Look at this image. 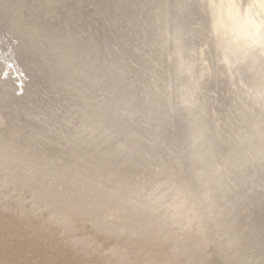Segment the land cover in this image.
<instances>
[{
	"label": "water",
	"instance_id": "obj_1",
	"mask_svg": "<svg viewBox=\"0 0 264 264\" xmlns=\"http://www.w3.org/2000/svg\"><path fill=\"white\" fill-rule=\"evenodd\" d=\"M69 1L0 0V143L59 159L84 187L94 174L184 176L197 195L208 187L226 200L245 249L264 256V148L245 156L225 107L213 115L207 104L159 100L154 111L165 110L154 118L136 94L157 61L149 47L163 0H80L76 9Z\"/></svg>",
	"mask_w": 264,
	"mask_h": 264
},
{
	"label": "rangeland",
	"instance_id": "obj_2",
	"mask_svg": "<svg viewBox=\"0 0 264 264\" xmlns=\"http://www.w3.org/2000/svg\"><path fill=\"white\" fill-rule=\"evenodd\" d=\"M67 1L69 0H56L59 3ZM79 1L70 0L69 5L73 7L72 9H76ZM253 2L254 0H163L162 6L155 17V34L153 43L149 47L157 54V61L151 68L144 70L142 81L136 85L135 89L136 94L140 97V102H143L146 107V111H144L146 116L163 117L165 109H161L158 113L154 111V104L159 100H164L167 103L166 101L169 99L168 104L170 106L172 103L177 106L192 105L194 111L198 107L207 104L210 113L213 115H215L218 108L225 107L226 113L234 121L232 127L229 125V128L236 139V144L245 151V156L247 158L251 157L256 150L264 148L262 141H259L258 144L255 143L256 137L260 136L264 139V13L259 12L258 5ZM49 15L51 16L52 13L50 12ZM84 21H86V18ZM91 23L92 18L87 17L85 25L81 28L82 33L87 35L90 32ZM95 33L100 36L99 42H103L102 35L98 31H95ZM133 64L136 68L140 65L137 62ZM224 100L228 101L229 104L223 105L222 101ZM218 125L219 127L221 125L225 126V128L228 126L225 121H218ZM0 163V182H2V184L0 183V191L4 189L0 192V207L2 206L5 211L3 214V210L0 208V218H2L1 216L7 217L4 220L7 219L8 225L13 223L10 224L11 228L16 226L14 229L8 226L12 234H10L8 228L5 232L0 233V237L9 238V241L5 239L1 241L0 238V244H6L4 247L2 245L0 254L4 253V248H6L5 252L13 248L8 251L9 255L4 253L6 256H0V264H7L8 261L5 263V259L10 260L9 264H45L51 255L52 258L50 257L48 260V263L52 260L51 264H64L65 260L66 264H89L90 261V264H123L122 262L128 264L129 261H132L129 264H264V256L245 249L241 229L232 221L226 200L222 199L219 194H211L208 187L204 188L200 195H197L184 176L175 179L155 176L149 179L142 178L135 182H123L122 179L106 178L105 175L94 174L95 183L93 187H84L76 182L70 174L66 175L59 159L46 161L43 157L28 155L24 151L17 154L12 147L5 145V143H0ZM34 168L38 169L37 172ZM12 174H14V178L11 176ZM23 174H26L25 177ZM75 174L82 177L84 171L78 170ZM2 178L5 179L4 183L1 180ZM12 179L15 180V183ZM16 183H19L20 186ZM32 185L34 186L32 187ZM4 186H7V191ZM8 187L11 188V191ZM54 190L56 194L53 193ZM12 191H17L20 195L17 192L12 194ZM5 192L6 194L2 197ZM158 194H162L160 198ZM163 197L167 198V201ZM169 198L171 205L169 204ZM1 201H4L3 204ZM12 202L15 205H12ZM104 203L106 204L103 207ZM212 203L213 207H211ZM9 204L11 208L5 210ZM75 206L79 211H75ZM207 207L208 209H206ZM6 211L9 216L7 214L5 216ZM12 211L15 213L17 211L18 218ZM84 212L87 217H85ZM10 213L15 214V216ZM201 215L203 216L200 217ZM20 217L21 219H19ZM12 218L15 219L16 223L12 222L14 220ZM75 218H78L77 221ZM9 219L11 222L8 221ZM85 219L88 220V226H85ZM20 220H22L21 223ZM72 220L76 224L72 223ZM0 221H3V218ZM77 224L78 227L74 228ZM18 227L23 228V232L22 229H19L21 232L16 231ZM72 228L73 230H71ZM78 228L84 234H76L80 231L75 230H78ZM83 229L87 232H93L89 235ZM13 230H15L14 233H19V237L22 233L19 241L23 240L24 230L28 231L27 234L29 235V237L27 234L25 235L24 238L27 240L25 243V239L23 242L21 241L22 243H18L15 252L12 244L15 240L14 245H16L19 242H16L19 237L14 235ZM0 232H2L1 225ZM93 233L95 234L93 235ZM6 235L8 237H5ZM10 235H12V238H10ZM92 236H95V239L97 237L100 239L99 246H97L99 240L95 241ZM12 239L13 241L10 242ZM173 239L175 240L173 241ZM81 240L83 241L82 244H80ZM38 242H40V247L36 246ZM7 243L8 245L12 243L9 249H7ZM44 243L47 252L43 249L44 245L42 244ZM90 244L99 248L94 247L91 251L92 246ZM37 248L39 255L35 251ZM102 249H106V251L104 250V253H101ZM1 250L3 253H1ZM18 250L22 252H19V255L23 254L25 260L20 259L22 255L19 258ZM121 250L125 254L121 253ZM24 251L26 252L25 255ZM12 252H14V255ZM99 252L103 256L105 252L108 253L105 257L100 255L99 258ZM10 254L11 256L18 255V259H15L16 257L7 259V255L10 256ZM36 256L40 260H45V262H39ZM73 256L74 258H72ZM114 256L117 258L116 262ZM179 257H181L180 260ZM182 259L188 260L186 262ZM12 260L13 262H11ZM17 260H22V262L19 261V263ZM138 260L140 261L137 262ZM164 260L169 262L166 263Z\"/></svg>",
	"mask_w": 264,
	"mask_h": 264
},
{
	"label": "bare ground",
	"instance_id": "obj_3",
	"mask_svg": "<svg viewBox=\"0 0 264 264\" xmlns=\"http://www.w3.org/2000/svg\"><path fill=\"white\" fill-rule=\"evenodd\" d=\"M254 2H255L256 5H258V11L261 12V13H264V0H254ZM254 2H253V3H254ZM263 19H264V17H263ZM254 26H255V25L253 24V27H254ZM251 31H252V30H251ZM0 116H1V114H0ZM1 117H2V116H1ZM1 117H0V120L2 119ZM1 127H3L2 121H0V129H1ZM35 139H36V138H35ZM8 145L11 146V142H10V141H9ZM12 149H14V151L17 152V154H19L20 151H21V149L19 148L18 145L12 147ZM49 151L52 152L53 149H50ZM18 156H19V155H18ZM26 156H27V155H26ZM0 164H1V163H0ZM7 165H8V164H7ZM11 165H12V164H11ZM16 165H17V164H16ZM12 166H13V165H12ZM4 167H5V166H4ZM13 167H14V166H13ZM5 168H7V167H5ZM11 168H12V167H11ZM19 168H20V167H19ZM34 169H36V168H34ZM0 170H1V169H0ZM7 170H8V169H7ZM37 170H38V169H36V172H37ZM5 171H6V170H5ZM1 172H2V171H1ZM8 172H9V171H8ZM11 172H12V171H11ZM30 172H31V171H30ZM34 172H35V171H34ZM6 173H7V172H6ZM13 173H14V172H13ZM22 173H23V172H22ZM50 173H51V172H50ZM3 174H4V173H3ZM10 174H11V173H10ZM19 174H20V173H19ZM7 175H8V174H7ZM7 175H6V176H7ZM13 175H14V174H12L11 176L14 178ZM23 175H24V177H25L26 174H23ZM28 175H29V174H28ZM3 176H5V175H3ZM6 176H5V177H6ZM19 176H20V175H19ZM19 176H18V177H19ZM32 176H33V175H32ZM5 177H4V178H5ZM47 177H49V176L47 175ZM56 177H57V176H56ZM4 178L1 179V180L3 181V183H4V180H5ZM39 178H40V177H39ZM45 178H46V177H45ZM10 179H11V177H10ZM19 179H20V178H19ZM19 179H18V180H19ZM28 179H29V178H27V180H28ZM37 179H38V178H37ZM47 179H48V178H47ZM52 179H53V177H52ZM60 179H61V178H60ZM12 180H13V179H12ZM41 180H43V179H41ZM7 181H8V179H7ZM13 181H14L13 183H15V180H13ZM28 181H29V180H28ZM28 181H27V182H28ZM35 181H36V180H35ZM57 181H58V180H57ZM64 181H65V180H64ZM25 182H26V181H25ZM29 182H30V181H29ZM29 182H28V183H29ZM52 182H53V181H52ZM68 182H69V181H68ZM0 183L2 184V182H0ZM10 183H11V182H10ZM22 183H23V182H22ZM32 183H33V181H32ZM34 183H35V182H34ZM37 183H38V182H37ZM40 183H41V182H40ZM50 183H51V182H50ZM61 183H62V182H61ZM63 183H64V182H63ZM16 184H17V183H16ZM18 184H19V183H18ZM18 184H17V185H18ZM44 184H46V183H44ZM5 185H7V184L5 183ZM11 185H13V184H11ZM28 185H30V184H28ZM39 185H40V184H39ZM61 185H62V184H61ZM66 185H67V184H66ZM2 186H3V185H2ZM8 186H9V185H8ZM13 186H15V185H13ZM18 186H20V185H18ZM33 186H34V185H32V187H33ZM35 186H36V185H35ZM46 186H47V185H46ZM48 186H50V185H48ZM53 186H54V185H53ZM67 186H68V185H67ZM4 187H5V186H4ZM4 187H3V188H4ZM6 187H7V186H6ZM6 187H5V188H6ZM11 187H12V186H11ZM16 187H17V186H16ZM30 187H31V186H30ZM41 187H42V186H41ZM50 187H52V186H50ZM56 187H57V186H56ZM69 187H70V186H69ZM8 188H9V187H8ZM63 188H64V187H63ZM9 189H10L9 191H11V188H9ZM15 189H16V188H15ZM22 189H23V187H22ZM45 189H47V188H45ZM48 189H49V188H48ZM54 189H55V188H54ZM60 189H61V188H60ZM67 189H68V188H67ZM3 190H4V189H1V191H3ZM13 190H14V188H13ZM19 190H20V189H19ZM23 190H25V189H23ZM26 190H27V189H26ZM28 190H29V189H28ZM30 190H31V189H30ZM34 190H35V189H34ZM42 190H43V188H42ZM68 190H70V189H68ZM1 191H0V192H1ZM6 191H7V188H6ZM9 191L7 192V194L9 193ZM36 191H37V190H36ZM47 191L49 192V190H47ZM50 191H51V190H50ZM65 191H66V190H65ZM65 191H64V192H65ZM152 191H153V190H152ZM12 192H13V191H12ZM16 192H17V191L13 192L12 194H14V193L16 194ZM20 192H21V191H20ZM25 192H26V191H25ZM29 192H30V191H29ZM34 192H35V191H34ZM150 192H151V191H150ZM153 192H154V191H153ZM160 192H161V191H160ZM162 192H163V191H162ZM17 193L20 195L19 192H17ZM45 193H46V192H45ZM53 193H55V190H54ZM77 193H78V192H77ZM155 193H156V192H155ZM0 194H1V193H0ZM4 194H6V192L2 194V197H3ZM10 194H11V192H10ZM18 194H17V196H18ZM34 194H36V193H34ZM37 194H38V193H37ZM50 194H51V193H50ZM55 194H56V193H55ZM145 194H147V193H145ZM159 194H160V193H159ZM159 194H158V195H159ZM162 194H163V193H162ZM162 194H161V195H162ZM164 194H165V193H164ZM21 195H22V194H21ZM24 195H25V194H24ZM26 195H28V194H26ZM46 195H47V193H46ZM52 195H53V194H52ZM60 195H61V194H60ZM71 195H73V194H71ZM152 195H153V194H152ZM161 195H159V198H160ZM171 195H172V194H171ZM14 196H15V195H14ZM32 196H33V195H32ZM58 196H59V195H58ZM62 196H63V195H62ZM73 196H74V195H73ZM145 196H146V195H145ZM163 196H164V195H163ZM8 197H9V196H8ZM8 197H6V198L8 199ZM12 197H13V196H12ZM22 197H23V196H22ZM27 197H28V196H27ZM35 197H36V196H35ZM150 197H151V196H150ZM153 197H154V196H153ZM156 197H157V195H156ZM212 197H213V196H212ZM9 198H10V197H9ZM18 198H19V197H18ZM18 198H17V199H18ZM31 198H32V197H31ZM51 198H52V197H51ZM161 198H162V197H161ZM163 198H164V197H163ZM28 199H29V197H28ZM43 199H44V198H43ZM45 199H47V198H45ZM83 199H84V198H83ZM143 199H144V198H143ZM146 199H148V198H146ZM150 199H151V198H150ZM164 199H165V201H167V198H164ZM9 200H11V199H9ZM14 200H16V199L14 198ZM20 200H22V199H20ZM38 200H39V199H38ZM53 200L55 201L54 198H53ZM69 200H70V199H69ZM141 200H142V198H141ZM141 200H140V201H141ZM144 200H145V199H144ZM151 200H153V199H151ZM169 200H170V198H169ZM169 200H168V201H169ZM214 200H215V198H214ZM17 201L19 202V199H18ZM76 201H77V200H76ZM109 201H111V200H109ZM159 201H160V199H159ZM161 201H162V200H161ZM212 201H213V200H212ZM3 202H4V201H3ZM3 202L1 201L2 204H3ZM21 202H22V201H21ZM21 202H20V203H21ZM23 202H24V201H23ZM31 202H32V201H31ZM55 202H56V201H55ZM72 202H73V201H72ZM111 202H112V201H111ZM152 202H153V201H152ZM14 203H15V202H14ZM149 203L151 204L150 201H149ZM155 203H156V202H155ZM160 203H161V202H160ZM163 203H164V201H163ZM170 203H171V200H170L169 204H170ZM215 203H216V201H215ZM4 204H5V203H4ZM16 204H18V203H16ZM52 204H53V203H52ZM61 204H62V203H61ZM69 204H71V203H69ZM72 204H73V203H72ZM74 204H75V203H74ZM77 204H78V203H77ZM105 204H106V203L103 204V207L105 206ZM111 204H112V203H111ZM111 204H110V205H111ZM139 204H140V203H139ZM147 204H148V200H147ZM150 204H149V205H150ZM173 204H174V203H173ZM12 205H15V204H13V202H12ZM21 205H22V203H21ZM25 205H26V204H25ZM63 205H64V204H63ZM78 205H79V204H78ZM78 205H77V206H78ZM82 205H83V204H82ZM82 205H81V206H82ZM141 205H142V204H141ZM143 205H144V204H143ZM153 205H155V204H153ZM165 205H166V204H165ZM170 205H171V204H170ZM55 206H56V205H55ZM59 206H60V205H59ZM81 206H79V207H81ZM156 206H157V205H156ZM158 206H159V205H158ZM158 206H157V207H158ZM162 206H163V205H162ZM14 207H16V206H14ZM94 207H95V206H94ZM94 207H93V208H94ZM138 207H139V205H138ZM146 207H147V206H146ZM159 207H160V206H159ZM166 207H167V205H166ZM166 207H165V208H166ZM173 207H174V206H173ZM208 207H210V206H208ZM208 207H207L206 209H208ZM211 207H213V203H212ZM0 208H2V206H1ZM4 208H5V207H4ZM10 208H11V206H10V204H9V205L6 206L5 210L10 209ZM12 208H13V206H12ZM72 208H74V207H72ZM85 208H86V207H85ZM96 208H97V207H96ZM106 208H107V207H106ZM111 208H112V207H111ZM151 208H152V207H151ZM153 208L155 209V207H153ZM165 208H164V209H165ZM201 208H202V207H201ZM203 208H204V207H203ZM14 209H15V208H14ZM14 209H13V210H14ZM56 209H57V208H56ZM65 209H66V208H65ZM89 209H90V208H89ZM104 209H105V208H104ZM147 209H148V208H147ZM164 209H163V210H164ZM2 210H3V208H2ZM21 210H22V209H21ZM49 210H50V209H49ZM60 210H61V209H60ZM76 210H77V207L75 206V211H76ZM87 210H88V208H87ZM96 210H97V209H96ZM126 210H127V209H126ZM128 210H129V209H128ZM132 210H133V209H132ZM159 210H160V208H159ZM159 210H158V211H159ZM177 210H178V209H177ZM184 210H185V209H184ZM203 210H204V209H203ZM17 211H18V209H17ZM17 211H16V213H15L14 211H12V213L14 212V213L16 214V216H17L16 218H18ZM65 211H66V210H65ZM75 211H74V212H75ZM77 211H79V210H77ZM84 211H85V210H84ZM114 211H115V210H114ZM117 211H118V209H117ZM119 211H121V210H119ZM133 211H134V210H133ZM140 211H142V210H140ZM152 211H153V210H152ZM156 211H157V210H156ZM160 211H161V210H160ZM160 211H159V212H160ZM165 211H166V210H165ZM208 211H209V210H208ZM4 212H5V211L3 210L2 213L4 214ZM20 212H21V211H20ZM20 212H19V213H20ZM50 212H51V211H50ZM82 212H83V211H82ZM82 212H81V213H82ZM112 212H113V211H112ZM125 212H126V211H125ZM131 212H132V211H131ZM144 212H145V211H144ZM148 212H150V211H148ZM178 212H179V211H178ZM197 212H198V211H197ZM202 212H203V211H202ZM202 212H201V213H202ZM213 212H214V211H213ZM2 213H1V214H2ZM63 213H64V212H63ZM71 213H72V212H71ZM110 213H111V212L109 211V214H110ZM129 213H130V212H129ZM136 213H137V212H136ZM139 213H140V212H139ZM141 213H142V212H141ZM161 213H162V212H161ZM211 213H212V212H211ZM6 214H7V211H6V213H5V216H6ZM10 214H11V213H10ZM15 214H11V215H14V216H15ZM72 214H73V213H72ZM84 214H85V212H84ZM84 214H83V215H84ZM113 214H114V213H113ZM117 214H118V213H117ZM146 214H147V213H146ZM153 214H155V213H153ZM186 214H187V213H186ZM186 214H185V215H186ZM188 214H189V213H188ZM188 214H187V215H188ZM203 214H205V213H203ZM7 215H8V214H7ZM22 215H23V214H22ZM41 215H42V214H41ZM64 215H65V214H64ZM75 215H76V214H75ZM83 215H81V216H83ZM107 215H108V214H107ZM137 215H138V214H137ZM144 215H145V214H144ZM144 215H143V216H144ZM155 215H156V214H155ZM158 215H159V214H158ZM191 215H192V214H191ZM214 215H215V214H214ZM216 215H217V214H216ZM8 216H9V215H8ZM72 216H73V215H72ZM72 216H71V218H72ZM108 216H110V215H108ZM138 216H139V215H138ZM140 216H142V215H140ZM198 216H199V215H198ZM202 216H203V215H201L200 217H202ZM209 216H210V215H209ZM1 217L3 218V221H0V222H1L0 225L2 226V232H0V233H3V232H5L6 228H8V226H9V228H11L10 226H11L13 223H12V224L9 223V225H8L7 219L4 220V219L7 218V217H3V216H1ZM22 217H23V216H22ZM27 217H28V216H27ZM32 217H33V216H32ZM68 217H69V216H68ZM85 217H87L86 214H85ZM150 217H151V216H150ZM160 217H161V216H160ZM196 217H197V216H196ZM2 218H0V219H2ZM10 218H11V217H10ZM23 218H24V217H23ZM28 218H29V217H28ZM78 218H79V217H78ZM78 218H77V219H78ZM82 218H84V217H82ZM142 218H143V217H142ZM144 218H145V217H144ZM154 218L156 219L157 217H154ZM211 218H212V217H211ZM217 218H218V217H217ZM12 219H14V218H12ZM19 219H21V217H20ZM19 219H18V220H19ZM26 219H27V218H26ZM75 219H76V218H75ZM77 219H76V221H77ZM102 219H104V218H102ZM207 219H208V218H207ZM30 220H31V219H30ZM32 220H33V219H32ZM81 220H82V219H81ZM85 220H86V219H85ZM138 220H139V219H138ZM215 220H216V219H215ZM215 220H214V221H215ZM8 221L11 222L10 219H9ZM21 221H22V220H20L19 222L21 223ZM34 221H35V220H34ZM47 221H48V220H47ZM74 221H75V220H74ZM79 221H80V220H79ZM87 221H88V220H86V224L84 223L85 226H88ZM151 221H152V220H151ZM219 221H220V219H219ZM12 222H15V219L12 220ZM40 222H41V221H40ZM83 222H84V221H83ZM83 222H82V223H83ZM158 222H159V221H158ZM205 222H206V221H205ZM210 222H211V220H210ZM212 222H213V220H212ZM15 223H16V222H15ZM15 223H14V225H15ZM72 223H75V224H76V222H73V220H72ZM78 223H79V222H78ZM106 223H107V222H106ZM147 223H148V222H147ZM155 223H156V220H155ZM207 223H208V222H207ZM215 223H216V222H215ZM218 223H219V222H218ZM10 224H11V225H10ZM75 224H73V225H75ZM159 224H160V223H159ZM222 224H223V223H222ZM222 224H221V226H222ZM20 225H21V224H20ZM37 225H38V224H37ZM46 225H47V224H46ZM70 225H71V223H70ZM70 225H69V226H70ZM73 225H72V226H73ZM17 226H18V223H17ZM21 226H23V225H21ZM213 226H214V225H213ZM15 227H16V226H15ZM15 227H13V228H11V229H14ZM28 227H29V226H28ZM46 227H47V226H46ZM70 227H71V226H70ZM77 227H78V224H77L76 226H74V228H77ZM157 227H158V226H157ZM210 227H211V226H210ZM9 228H8V229H9ZM83 228H84V227H83ZM85 228H86V227H85ZM85 228H84V229H85ZM149 228H151V227H149ZM228 228H229V227H228ZM8 229H7V230H8ZM19 229H20L19 227L16 228V231L19 230ZM21 229H22V230H21ZM21 229H20V230L23 232V228H21ZM50 229H51V228H50ZM84 229H83V230H84ZM88 229H89V228H88ZM98 229H99V228H98ZM142 229H143V228H142ZM193 229H196V228H193ZM207 229H208V228H207ZM211 229H212V228H211ZM232 229H233V228H232ZM20 230H19V232H21ZM30 230H31V229H30ZM30 230H29V232H31ZM71 230H73V228H72ZM75 230H76V231H79L80 229L78 228V230H77V229H75ZM89 230H90V229H89ZM133 230H134V229H133ZM145 230H146V229H145ZM158 230H159V229H158ZM197 230H198V229H197ZM212 230H213V229H212ZM217 230H218V229H217ZM234 230H235V229H234ZM9 231L11 232L10 234H12V231H11L10 229H9ZM14 231H15V230H13V233H14ZM76 231H75V232H76ZM84 231H85V233H87V234L89 233V235H90L91 232H93V231H91V232L88 231V232H87L86 230H84ZM134 231H135V230H134ZM146 231H147V230H146ZM159 231H160V230H159ZM24 232H25L24 234L26 235L28 231L26 232V230H24ZM73 232H74V231H73ZM79 232H80V233H79ZM79 232L76 233V234H78V235L81 234V233L84 234V232H83V231L81 232V230H80ZM138 232H139V231H138ZM160 232H161V231H160ZM209 232H210V231H209ZM15 233H16V232H15ZM15 233H14V235L18 236L19 233H18V232H17L16 234H15ZM153 233H154V232H153ZM7 234H8V232H7ZM21 234H22V233H21ZM21 234H20V237H21ZM46 234H48V233H46ZM73 234H74V233H73ZM82 234H81V235H82ZM87 234H86V236H88ZM91 234H92V233H91ZM94 234H95V233H93V235H94ZM154 234H155V233H154ZM156 234H157V233H156ZM199 234H200V233H199ZM1 235H2V234H1ZM25 235H24V237H25ZM41 235H42V234H41ZM71 235H72V233H71ZM212 235H214V234H212ZM10 236H11L10 238H12V235H10ZM27 236L29 237L28 234H27ZM69 236H70V235H69ZM76 236H77V235H76ZM83 236H84V235H83ZM203 236H204V235H203ZM5 237H8V235H6ZM14 237H15V236H14ZM18 237H19V236H18ZM20 237H19L18 240H16V242L20 240ZM24 237H22L23 240L25 239ZM46 237H47V236H46ZM80 237H81V236H80ZM92 237H93V239H95V236H92ZM174 237H175V236H174ZM0 238H1V241H3L4 239L7 240V241H9V240H8L9 238L7 239V238H4V237H2V236H1ZM2 238H3V239H2ZM22 238H21V239H22ZM44 238H45V237H44ZM68 238H69V237H68ZM81 238L83 239V237H81ZM85 238H86V237H85ZM90 238H91V237H90ZM90 238H89V239H90ZM97 238H98V237H97ZM97 238L95 239V241L99 240V241H97V242L99 243L97 246H99V245H100V239H99V238L97 239ZM167 238H168V237H167ZM213 238H214V237H213ZM13 239H15V238H13ZM13 239L10 240V242L13 241ZM40 239H41V238H40ZM48 239H49V238H48ZM72 239H73V238H72ZM77 239H78V237H77ZM194 239H195V238H194ZM197 239H198V238H197ZM23 240H21V241L23 242ZM31 240H32V239H31ZM36 240H37V239H36ZM75 240H76V239H75ZM75 240H74V241H75ZM83 240L85 241V239H83ZM91 240H92V239H91ZM158 240H159V239H158ZM174 240H175V239H173V241H174ZM181 240H182V239H181ZM181 240H180V242H181ZM14 241H15V240H14ZM14 241H13V244H12V243H11V244H12V247L14 246V252H15V247L18 246V243H22V242L19 241V242L16 243V245H14ZM26 241H27V240L25 239L24 243H25ZM41 241H42V240H41ZM41 241H40V242H41ZM76 241H77V240H76ZM92 241H93V243H95L94 240H92ZM173 241H172V242H173ZM190 241H191V240H190ZM194 241H195V240H194ZM197 241H198V240H197ZM199 241H200V240H199ZM199 241H198V242H199ZM205 241H206V240H205ZM217 241H218V240H217ZM40 242H38V245H36V246H39V247H40V245H39ZM42 242H43V241H42ZM42 242H41V243H42ZM81 242H83V241L81 240V241H80V244H82ZM90 242H91V241H90ZM90 242H89V243H90ZM198 242H197V243H198ZM202 242H203V241H202ZM209 242H210V241H209ZM212 242H213V240H212ZM85 243H86V242H85ZM93 243L91 242V244H93ZM168 243H169V242H168ZM176 243H177V242H176ZM181 243H182V242H181ZM204 243H205V242H204ZM229 243H230V242H229ZM11 244H10V245H11ZM33 244H36V243H33ZM52 244H53V243H52ZM91 244H90V245H91ZM149 244H150V243H149ZM155 244H156V243H155ZM163 244H164V243H163ZM173 244H174V243H173ZM188 244H189V243H188ZM210 244H211V243H210ZM0 245H1V244H0ZM2 245H3V247H4V245H6V244H2ZM2 245L0 246V249H1ZM7 245H8V243H7ZM10 245H8V248H7V249L10 248ZM20 245H21V244H20ZM22 245H25V244H22ZM42 245H44L43 249L46 251V249H45V247H46V246H45V243L42 244ZM77 245H78V244H77ZM87 245H88V243H87ZM95 245H96V244H95ZM152 245H153V244H152ZM169 245H170V246H173V245H171V244H169ZM176 245H177V244H176ZM186 245H187V244H186ZM211 245H212V244H211ZM218 245H219V244H218ZM218 245H217V246H218ZM223 245H224V244H223ZM225 245H226V244H225ZM229 245H230V244H229ZM229 245H228V247H229ZM49 246H50V245H49ZM83 246H84V244H83ZM91 246H92V245H91ZM91 246H89V247H91ZM194 246H199V245H194ZM214 246H215V245H214ZM5 247H6V246H5ZM54 247H55V246H54ZM62 247H63V246H62ZM84 247H85V246H84ZM94 247H95L96 249L99 248V247H96V246H94ZM94 247H93V246L91 247V249H92L91 251H93V248H94ZM100 247H101V246H100ZM105 247H106V246H105ZM161 247H162V246H161ZM176 247H177V246H176ZM189 247H190V245H189ZM228 247H227V248H228ZM85 248H86V247H85ZM87 248H88V247H87ZM103 248H104V247H103ZM106 248H107V247H106ZM166 248H167V247H166ZM181 248H182V247H181ZM193 248H194V247H193ZM214 248H215V247H214ZM230 248H231V247H230ZM2 249H3V248H2ZM12 249H13V248H12ZM12 249H9L8 251H11ZM16 249H17V248H16ZM47 249H48V248H47ZM50 249H51V247H50ZM50 249H49V250H50ZM82 249H83V248H82ZM96 249H95V250H96ZM110 249H111V248H110ZM128 249H129V248H128ZM160 249H162V248H160ZM178 249H179V247H178ZM185 249H186V248H185ZM5 250H6V248H4V250H3L4 253H5V254H8V251H6V252H7V253H6ZM25 250H27V249H25ZM49 250H48V251H49ZM51 250H52V249H51ZM51 250H50V251H51ZM54 250H55V249H54ZM88 250H89V249H88ZM88 250H87V251H88ZM99 250H100V249H99ZM102 250H103V249H102ZM104 250L106 251V249H104ZM104 250H103L102 252H101V251H100V252H101V253H104ZM150 250H151V249H150ZM175 250H176V249H175ZM175 250H172V251H175ZM180 250H181V249H180ZM190 250H191V249H190ZM202 250H203V249H202ZM1 251H2V250H1ZM3 251H2L1 253H3ZM30 251H31V250H30ZM35 251H37L36 253H38L37 255H39L38 248H37V250H35ZM35 251H34V252H35ZM107 251H108V250H107ZM121 251H122L121 253H124L123 250H121ZM125 251H126V250H125ZM128 251H129V250H128ZM227 251H229V250H227ZM14 252H12L13 255H14ZM17 252H18V255H19V252H20V251L18 250ZM46 252H47V251H46ZM66 252H68V251H66ZM89 252H90V251H89ZM96 252H97V251H96ZM100 252H99V253H100ZM154 252H155V251H154ZM163 252H164V251H163ZM168 252H169V251H168ZM177 252H178V251H177ZM213 252H215V251H213ZM4 253H3L2 255L6 256ZM20 253H22V252H20ZM42 253H43V252H42ZM48 253H49V252H48ZM101 253H100V254L95 253V254H96V255L98 254V257L100 258V257H101L100 255L103 256V254H101ZM106 253H108V252H105V254H104L103 257L106 256ZM179 253H181V252H179ZM218 253H219V251H218ZM229 253H230V252H229ZM233 253H234V252H233ZM16 254H17V253H16ZM16 254H15V256H13V255L11 256V254H10V256H8V255H9V254H8L6 258H7V259H10V257H14V258L16 257L15 259H18V258H17L18 255L16 256ZM25 254H26V252L24 251V255H25ZM44 254H45V256L47 255L45 252H44ZM49 254H50V253H49ZM85 254H86V253H85ZM117 254H118V253H117ZM119 254H120V253H119ZM124 254H125V253H124ZM170 254H171V252H170ZM181 254H182V253H181ZM2 255L0 254V256H2ZM21 255H22V258H20ZM21 255H19V258L25 260V258H23V257H24L23 254H21ZM34 255H35V254H34ZM40 255H41V254H40ZM86 255H87V254H86ZM107 255H108V254H107ZM166 255H167V254H166ZM45 256H44V257H45ZM49 256H50V255H49ZM67 256H68V255H67ZM108 256H110V255H108ZM151 256H152V255H151ZM155 256H157V255H155ZM155 256H154V257H155ZM170 256H171V255H170ZM233 256H234V255H233ZM36 257H37V259H38V256H36ZM46 257H47V256H46ZM46 257H45V258H46ZM50 257L52 258V255H51ZM50 257H49V259H50ZM69 257H70V256H69ZM87 257H88V256H87ZM103 257H102V260H103ZM116 257H117V256H116ZM120 257H121V255H120ZM126 257H127V255H126ZM134 257H135V256H134ZM154 257H153V258H154ZM173 257H174V256H173ZM203 257H204V256H203ZM231 257H232V256H231ZM235 257H236V256H235ZM2 258L4 259L5 257H2ZM14 258H13V260H14V262H15V259H14ZM39 258H41V257L39 256ZM42 258H43V257H42ZM65 258H66V256H65ZM72 258H74V256H73ZM92 258H93V255H92ZM92 258H91V259H92ZM110 258H111V257H110ZM113 258L115 259V262H116L117 258H115V256H114ZM129 258H130V257H129ZM129 258H128V259H129ZM136 258H137V257H136ZM136 258H135V259H136ZM145 258H146V257H145ZM153 258H152V259H153ZM155 258H156V257H155ZM168 258H170V257H168ZM180 258H181V257H179V260H180ZM183 258H185V257H183ZM226 258H227V256H226ZM11 259H12V258H11ZM26 259H27V258H26ZM43 259H44V258H43ZM49 259H48V260H49ZM94 259H95V257H94ZM114 259H113V260H114ZM128 259H127V260H128ZM142 259H143V258H142ZM158 259H159V258H158ZM158 259H157V260H158ZM162 259H163V257H162ZM231 259H232V258H231ZM233 259H234V258H233ZM13 260H12L11 262H13ZM48 260L46 261V263H48ZM53 260H54V259H53ZM100 260H101V259H100ZM108 260H109V259H108ZM111 260H112V259H111ZM111 260L109 261L110 263H111ZM127 260H126V261H127ZM154 260H155V259H154ZM174 260H175V259H174ZM176 260H177V259H176ZM182 260H183V259H182ZM182 260H181V261H182ZM184 260H185V259H184ZM184 260H183V261H184ZM187 260H188V259H187ZM187 260H185V261L187 262ZM0 261H1V260H0ZM5 261H6L5 263H7V261H8L7 264H9V262H10V260H6V259H5ZM17 261H18V260H17ZM19 261H20V260H19ZM19 261H18V262H19ZM38 261H39V262H40V261L42 262L43 260L38 259ZM74 261H75V260H74ZM93 261H94V260H93ZM93 261H92V262H93ZM124 261H125V260H124ZM128 261H129V260H128ZM139 261H140V260H138L137 262H139ZM155 261H156V260H155ZM164 261H166V260H164ZM172 261H173V260H172ZM227 261H228V260H227ZM241 261H242V260H241ZM20 262H22V260H21ZM20 262H19V263H20ZM24 262H25V261H24ZM43 262H45V260H44ZM51 262H52V260H51ZM51 262H49L48 264H51ZM65 262H66V260H65L63 263L66 264ZM75 262H76V261H75ZM83 262H84V261H83ZM90 262H91V261H90ZM90 262H88V263L90 264ZM101 262H102V261H101ZM129 262H132V261H129ZM129 262H128V264H129ZM153 262H154V261H153ZM167 262H169V261H166V263H167ZM186 262H185V263H186ZM234 262H235V261H234ZM46 263H45V264H46ZM70 263H71V262H70ZM98 263H99V262H98ZM112 263H113V262H112ZM122 263L124 264L125 262H122ZM135 263H136V262H135ZM151 263H152V262H151ZM2 264H3V263H2ZM10 264H15V263H10ZM22 264H24V263H22ZM25 264H26V263H25ZM40 264H41V263H40ZM43 264H44V263H43ZM91 264H92V263H91ZM94 264H96V263H94ZM100 264H101V263H100ZM126 264H127V263H126ZM163 264H164V263H163ZM181 264H182V263H181ZM238 264H239V263H238ZM240 264H241V263H240Z\"/></svg>",
	"mask_w": 264,
	"mask_h": 264
}]
</instances>
